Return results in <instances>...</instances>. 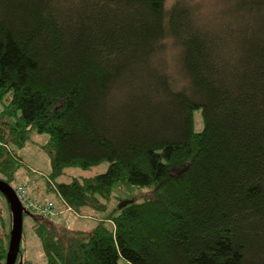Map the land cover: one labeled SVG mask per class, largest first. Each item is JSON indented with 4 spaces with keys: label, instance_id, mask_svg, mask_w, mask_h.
<instances>
[{
    "label": "trees",
    "instance_id": "1",
    "mask_svg": "<svg viewBox=\"0 0 264 264\" xmlns=\"http://www.w3.org/2000/svg\"><path fill=\"white\" fill-rule=\"evenodd\" d=\"M197 1L0 0V179L36 131L51 179L108 163L53 182L77 213L153 186L87 231L24 207L47 264H264V0Z\"/></svg>",
    "mask_w": 264,
    "mask_h": 264
},
{
    "label": "rangeland",
    "instance_id": "2",
    "mask_svg": "<svg viewBox=\"0 0 264 264\" xmlns=\"http://www.w3.org/2000/svg\"><path fill=\"white\" fill-rule=\"evenodd\" d=\"M208 5H212L210 1L205 0ZM216 1V0H215ZM197 3L204 8L203 1H197ZM11 99L10 93L0 99V111L8 105ZM8 121H14V117L6 118ZM49 135L46 133L32 132L31 140L23 147L16 148L17 155L22 160V167L18 170L15 181L12 186L18 184L27 183V190L29 195L40 201L41 203L47 201H54L57 213L52 216L54 220L58 222H64L67 226L73 228H80L85 231L90 230L97 223L98 219L106 218L112 212V209L119 205L120 200L133 199L135 201H143L147 198L149 192L153 186H137L128 184L125 181L116 183L113 187V197L110 201L108 208L104 211H98L92 208H85L81 213H77L69 208L62 198L58 194L55 185L56 182L69 181L75 176L90 177L96 174L106 171L108 163L102 162L89 168H80L76 166H70L65 168L64 173L55 179L50 178L51 162L47 150L44 148V144L48 141ZM52 181V183L50 182ZM54 182V184H53ZM0 210H6V201L0 194ZM84 213V214H83ZM30 219H25V225ZM36 240V241H35ZM22 244L25 250L26 257H33L37 264H47L44 258V254L41 252L39 239L31 234V231L27 229V235L24 237ZM120 264H131L125 259H120Z\"/></svg>",
    "mask_w": 264,
    "mask_h": 264
},
{
    "label": "water",
    "instance_id": "3",
    "mask_svg": "<svg viewBox=\"0 0 264 264\" xmlns=\"http://www.w3.org/2000/svg\"><path fill=\"white\" fill-rule=\"evenodd\" d=\"M0 192L7 199L12 215V227L10 232L9 249L6 264H16L23 236V212L24 206L16 195L12 185L0 179Z\"/></svg>",
    "mask_w": 264,
    "mask_h": 264
},
{
    "label": "built area",
    "instance_id": "4",
    "mask_svg": "<svg viewBox=\"0 0 264 264\" xmlns=\"http://www.w3.org/2000/svg\"><path fill=\"white\" fill-rule=\"evenodd\" d=\"M14 190L24 207L31 209L32 211L47 218L52 217L57 213V208L54 201L41 203L40 201L32 198L27 190V183L14 186Z\"/></svg>",
    "mask_w": 264,
    "mask_h": 264
}]
</instances>
